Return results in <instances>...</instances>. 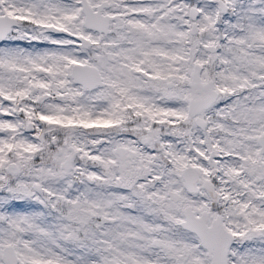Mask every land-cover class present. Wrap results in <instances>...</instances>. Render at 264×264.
<instances>
[{"label": "snow or ice", "instance_id": "6c2138e0", "mask_svg": "<svg viewBox=\"0 0 264 264\" xmlns=\"http://www.w3.org/2000/svg\"><path fill=\"white\" fill-rule=\"evenodd\" d=\"M0 264H264V0H0Z\"/></svg>", "mask_w": 264, "mask_h": 264}]
</instances>
